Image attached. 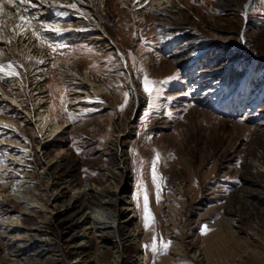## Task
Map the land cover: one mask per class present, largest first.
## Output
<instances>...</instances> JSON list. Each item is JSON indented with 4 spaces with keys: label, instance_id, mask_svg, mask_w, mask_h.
I'll return each instance as SVG.
<instances>
[{
    "label": "rangeland",
    "instance_id": "1",
    "mask_svg": "<svg viewBox=\"0 0 264 264\" xmlns=\"http://www.w3.org/2000/svg\"><path fill=\"white\" fill-rule=\"evenodd\" d=\"M60 1L62 30L84 31L18 35L27 91L0 72V264L43 243L39 264H115L116 244L119 264H264V0H93L110 46L69 12L76 0ZM86 183L120 197L108 239L90 224L103 196Z\"/></svg>",
    "mask_w": 264,
    "mask_h": 264
},
{
    "label": "bare ground",
    "instance_id": "2",
    "mask_svg": "<svg viewBox=\"0 0 264 264\" xmlns=\"http://www.w3.org/2000/svg\"><path fill=\"white\" fill-rule=\"evenodd\" d=\"M172 1L173 0H158L159 3L160 2L170 3ZM0 5H2V8H0V65L7 66L11 62L12 69H9L8 71H15L17 73L15 75L16 82L14 84H17L19 91H23L24 89L25 91H27V88L29 86V81H28L29 72L32 66V62L29 66H26L25 57L27 58L30 56L29 55L30 49L22 53L20 52L21 49L19 48V46L21 45V43L20 44L18 43V40H19V38H17L18 35L20 33H28L29 40H30L29 44H30L32 39H34V37L36 36L34 35V32L35 33L38 32V29L34 28V26L36 25H45V26H50L49 29H58L59 31L50 30L51 31L50 37H52V39H57V38L64 37V36H68L72 38L77 37L80 34L79 31L83 32L84 30L74 29L70 33H66L64 32L65 30L64 31L62 30L61 28L62 19H60V17H62L61 12H62L63 6L61 5L63 4L60 0H23V2H21V0H10V2L9 0H0ZM25 9H27V11H25ZM69 12L72 15L77 16V18L89 17L94 23L93 27L95 29V32L98 34L97 38L102 39L104 45L110 46L115 42L112 38L108 36L109 34L105 28L104 17L100 13L99 7L95 1L76 0L74 4H71L69 6ZM21 16H24L25 18L29 19L30 25L28 23L22 22L20 20ZM33 17L35 18L33 19ZM12 41L14 42V44L10 45ZM30 46H27V47L29 48ZM36 47L38 49V54L40 55V58H41V56L44 55L45 47L39 44H36ZM15 48L18 50L19 54L14 52ZM55 62L62 64V63H67V60L59 59V60H55ZM37 63H39L37 64L38 73L42 72L43 68H40L42 67V65L40 64V62H37ZM42 75H43V72L41 76ZM49 115L45 116L46 118L44 119L49 120L51 118ZM12 121L13 120H8L9 123L7 124H10V123L12 124L13 123ZM43 121L44 123L42 125V129L45 128L47 124L46 120H43ZM59 127L61 126L56 125L52 129V133H56ZM62 153H63V149L59 151V156H62ZM125 164H126V160L122 159L118 165V168H119L118 171L120 172L122 177L126 173ZM50 169L51 167L49 166V164L45 165L42 172H45V175H46L45 179H47L48 182H53L57 176L55 175V173L51 172ZM89 184L90 183H86L85 189L94 188L97 190L96 191L97 194H102L103 196L101 199V203H102L101 208L94 209L88 212L90 213L89 217H91L90 224L94 225V228L101 230V234L99 235L105 240V239H108L107 237L108 234L111 231H113V229H116V224L118 223L117 210H120V207L114 210L112 207H110L111 206L110 204L120 205L119 204L120 197L115 191L112 192L111 190H108L105 188L103 189L102 187L92 186ZM27 191H26V194L30 197L29 200H32L31 192L29 193ZM11 194L14 196L16 195L19 200L22 198H25V196H22V195L19 196L18 191L16 190L12 191ZM85 194H86V191H84L83 189H77L76 191H74L72 195V198L74 201H72L73 202L72 204L73 205L77 204L81 206L86 205V202H85L86 195ZM72 198H70V200ZM35 203H37V201ZM121 208L122 209H130V208L134 209L132 199L125 200L124 207H121ZM133 215H135V210L133 211ZM132 217H128L126 221H129ZM126 224L129 225L130 223H126ZM140 239L141 238H137L135 242L140 241ZM133 240L134 239H132V241ZM45 245L46 243H43L42 245H40V247H37V248H30V247L23 248L21 244L16 245L14 247L12 246L13 247L12 251H14V253H16L15 255L18 256L17 258L13 259L12 263L13 264H39L41 256L44 253H46ZM116 245H115L116 247L115 258L113 259V262H115V264H119L121 250L119 251L120 246H118V244ZM21 259H23L22 262H21Z\"/></svg>",
    "mask_w": 264,
    "mask_h": 264
},
{
    "label": "snow or ice",
    "instance_id": "3",
    "mask_svg": "<svg viewBox=\"0 0 264 264\" xmlns=\"http://www.w3.org/2000/svg\"><path fill=\"white\" fill-rule=\"evenodd\" d=\"M9 2H10V0H9ZM21 2H23V0H21ZM0 8H2V5H0ZM25 11H27V9H25ZM34 18L35 17H33V19ZM20 20L22 22L28 23L30 25V20L25 18L24 16H21ZM42 27H44V26L42 25ZM49 30L59 31L58 29H49ZM34 35H36L37 38L39 39V33H35L34 32ZM49 47H53V45L49 44ZM39 62L42 63V61H39ZM9 69H12L11 62L7 66L0 65V72H5L7 75H11V76H15L17 74L15 71H8ZM155 83L156 82L149 80L147 76H145L144 79H143V90L146 93H148L149 96H151L154 91L159 93V89L158 88H153V84H155ZM125 96L127 97V93H125ZM158 155L159 154H157V157H158ZM152 179H153V182L155 183L156 182V169H155V164L154 163H153V166H152ZM157 187H159V186L157 185ZM143 211H144V222H145L144 226H145V228H147L149 226V221L152 219V217H151V214H150L149 209H148V198H147V194L146 193L144 195ZM170 243H171L170 241L168 243H162L163 249L166 250ZM148 247H151V250L153 252L157 251L156 237H153V242H152V244L150 246L149 245H145V248H148Z\"/></svg>",
    "mask_w": 264,
    "mask_h": 264
}]
</instances>
